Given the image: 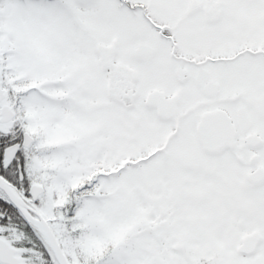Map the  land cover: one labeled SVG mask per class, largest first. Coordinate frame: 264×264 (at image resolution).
I'll list each match as a JSON object with an SVG mask.
<instances>
[{"label":"snow or ice","instance_id":"snow-or-ice-1","mask_svg":"<svg viewBox=\"0 0 264 264\" xmlns=\"http://www.w3.org/2000/svg\"><path fill=\"white\" fill-rule=\"evenodd\" d=\"M0 264H264V0H0Z\"/></svg>","mask_w":264,"mask_h":264}]
</instances>
